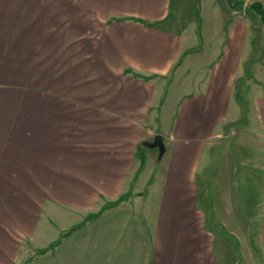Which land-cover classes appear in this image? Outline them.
Here are the masks:
<instances>
[{
    "label": "crops",
    "instance_id": "1",
    "mask_svg": "<svg viewBox=\"0 0 264 264\" xmlns=\"http://www.w3.org/2000/svg\"><path fill=\"white\" fill-rule=\"evenodd\" d=\"M200 1L0 0V264H264V152L236 163L226 134L251 47L229 1L203 79L157 134L158 87L195 54ZM260 71L249 140L264 150Z\"/></svg>",
    "mask_w": 264,
    "mask_h": 264
},
{
    "label": "rangeland",
    "instance_id": "2",
    "mask_svg": "<svg viewBox=\"0 0 264 264\" xmlns=\"http://www.w3.org/2000/svg\"><path fill=\"white\" fill-rule=\"evenodd\" d=\"M223 3L225 5V8H223L224 9L223 20L226 21V19L229 18V15L230 17L233 18V15H235L234 13L238 12V14H240L243 18H245L244 21L248 23V26L250 27L251 30L250 32L251 47L248 51L246 61L242 65L241 71L243 75L241 77H238L235 85L236 89L234 90L235 91L234 99L236 100L238 107V108L236 107V109L238 110L235 115H232V118H235L234 122H232L226 128L227 130L226 134L228 135L230 133L229 138H230L231 151L229 153L235 158L236 163H238L240 150L250 153H256V154L259 152L260 153L264 152V150L258 147L257 143L256 144L251 143L256 138L251 136L252 141L249 140L250 137L249 130L254 131L256 128V124H255L256 117H255V111L253 110L254 92H255L254 90L256 89V84H257V80L255 79V71L256 69L258 70L257 74H259V76L261 75L260 73H262L260 70H263L264 73V66L262 67L261 64H256V59L259 56V51L264 46V23L259 19V17L255 13L248 10L247 7L248 5H250V2L247 3H244L243 1L239 2V5H237L236 7L237 12H234L233 10H230L231 7L229 8V6L226 5L224 0H215L214 3L212 2V0L200 1L199 3L200 16H198L199 23L197 30L194 33L195 35L194 42L188 40L186 45L187 48L189 46L192 47L195 46L192 48V50H190L191 54L193 53L195 54H193L190 57V61H187L185 63L181 62L176 72L175 71L172 72V74L166 79L165 84L162 88L160 86L158 87V89H160V92L158 94V101L160 102V103L158 102L160 109L159 113L160 111L161 113L157 123V125L159 126L158 129L159 131L157 134H159V132L161 133L165 132L166 126H168L170 122V118L172 117L173 108L177 106V103L181 100V98L185 96V94L191 92V89L187 87H189L190 85L194 87L198 85L199 82H201L200 80L203 79V76H201L202 74L200 73L202 67L199 64H202L203 62L206 61V58H208L207 47H205V44L207 45V40L204 37L207 34V32L212 36V34L218 29V27H221L223 25V20H221V12H220L221 11L220 9L222 8L220 4ZM217 4L220 7H218ZM200 24L203 29L202 36L204 41L203 39L200 38L201 36V31L199 30ZM211 41L212 40H210V42ZM233 131L235 132V134L232 136ZM151 151H154V153L156 152L155 150H151ZM215 153H218V149L215 150ZM213 164L215 169H217L218 171L222 170L221 167L223 164L221 165L220 161H216ZM153 178L154 175H152L150 181H153ZM210 190L216 191L219 190V188H214L210 186ZM135 195L138 194H133L132 192H130L124 195L118 201L107 202L103 205L100 212L110 211L114 208L122 206V204L128 201V199L133 198ZM211 195H213V192ZM209 201L210 202L213 201L211 196L209 198ZM92 216L93 215L91 214L87 215L86 217H84L85 218L84 221L89 220L90 218H92ZM208 223L212 224V220L210 218H208ZM215 227L217 228V232L221 231L222 229V226L217 223L215 224Z\"/></svg>",
    "mask_w": 264,
    "mask_h": 264
},
{
    "label": "trees",
    "instance_id": "3",
    "mask_svg": "<svg viewBox=\"0 0 264 264\" xmlns=\"http://www.w3.org/2000/svg\"><path fill=\"white\" fill-rule=\"evenodd\" d=\"M228 1H229V5H230L231 9H233V10L236 9L237 5H239V2H241L240 0H228ZM247 8H248V10L255 13L259 17V19L264 23V7L261 3L253 2L252 4L248 5ZM138 151H139V154H140L141 159H142L141 168H143V166L145 165L144 146L139 145Z\"/></svg>",
    "mask_w": 264,
    "mask_h": 264
},
{
    "label": "water",
    "instance_id": "4",
    "mask_svg": "<svg viewBox=\"0 0 264 264\" xmlns=\"http://www.w3.org/2000/svg\"><path fill=\"white\" fill-rule=\"evenodd\" d=\"M151 147L153 148H158L159 150V156L162 157L165 150H166V147H165V144H164V139H163V136L162 135H156L155 136V139H154V142L152 144H150Z\"/></svg>",
    "mask_w": 264,
    "mask_h": 264
}]
</instances>
